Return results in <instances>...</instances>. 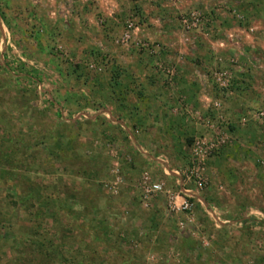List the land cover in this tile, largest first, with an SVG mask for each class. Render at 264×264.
I'll list each match as a JSON object with an SVG mask.
<instances>
[{"label": "rangeland", "instance_id": "374dc122", "mask_svg": "<svg viewBox=\"0 0 264 264\" xmlns=\"http://www.w3.org/2000/svg\"><path fill=\"white\" fill-rule=\"evenodd\" d=\"M262 110L264 0H0V264H264Z\"/></svg>", "mask_w": 264, "mask_h": 264}, {"label": "built area", "instance_id": "2783aa9c", "mask_svg": "<svg viewBox=\"0 0 264 264\" xmlns=\"http://www.w3.org/2000/svg\"><path fill=\"white\" fill-rule=\"evenodd\" d=\"M200 21H201V14L199 12L192 11L188 15L183 16V22H185V23H190L192 25H196L197 22H200ZM130 25H131V23L128 22V26H130ZM128 38H129V34L128 33L124 34V39H128ZM215 80L219 84V81L221 80V76L215 75ZM257 117L260 119H264V111L263 110L260 111L258 113ZM222 142H223V140H222ZM208 143H209V145H207L201 139L197 140L195 142L196 147L193 151L195 153H198L200 151V149H198V148H200L203 144H205V147H206L204 149V152H211L212 150L219 147V143L214 144V141H209ZM164 166L166 167V165H164ZM191 174L192 173L190 172V175L189 174L187 175L184 172V176L186 177V180L190 179ZM175 175L178 176V182L177 183H178V185H180V193L183 196L180 195L178 192L170 194L169 195V201H170L171 207L175 210H180V211L192 213L193 206H194V202H193L192 198L195 195L187 194V193H190L189 190L181 188L183 183H184L182 176L179 174H176V173H175ZM195 177L198 179L197 183L200 186L202 182H201V176L198 174V172L195 173ZM141 183H142V197L144 198V200L147 199L146 201H148V199L150 197H152V196L160 193L161 191H163L162 190L163 184L160 182L151 181L149 179V176H147L146 172L143 173ZM177 199H180V201H178ZM204 210L211 217L215 226L230 223V220L221 219L219 216V213L217 211L213 210L212 208H208L207 206L206 207L204 206ZM234 223H239V222H234Z\"/></svg>", "mask_w": 264, "mask_h": 264}, {"label": "crops", "instance_id": "0c3cea01", "mask_svg": "<svg viewBox=\"0 0 264 264\" xmlns=\"http://www.w3.org/2000/svg\"><path fill=\"white\" fill-rule=\"evenodd\" d=\"M158 164V163H157Z\"/></svg>", "mask_w": 264, "mask_h": 264}]
</instances>
